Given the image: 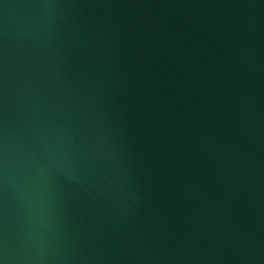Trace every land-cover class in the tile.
Listing matches in <instances>:
<instances>
[{
  "label": "water",
  "instance_id": "1",
  "mask_svg": "<svg viewBox=\"0 0 264 264\" xmlns=\"http://www.w3.org/2000/svg\"><path fill=\"white\" fill-rule=\"evenodd\" d=\"M0 264H264V0H0Z\"/></svg>",
  "mask_w": 264,
  "mask_h": 264
}]
</instances>
